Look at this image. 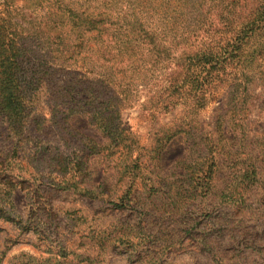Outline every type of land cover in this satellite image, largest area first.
<instances>
[{
  "label": "rangeland",
  "instance_id": "1",
  "mask_svg": "<svg viewBox=\"0 0 264 264\" xmlns=\"http://www.w3.org/2000/svg\"><path fill=\"white\" fill-rule=\"evenodd\" d=\"M51 3L106 19L110 51L128 38L137 69L69 75L109 79L118 116L101 121L86 106L55 125L43 82L28 118L3 124L0 264H264V23L251 24L264 0ZM225 50L243 62L220 80L196 69L195 57ZM243 160L255 179L232 178Z\"/></svg>",
  "mask_w": 264,
  "mask_h": 264
},
{
  "label": "trees",
  "instance_id": "2",
  "mask_svg": "<svg viewBox=\"0 0 264 264\" xmlns=\"http://www.w3.org/2000/svg\"><path fill=\"white\" fill-rule=\"evenodd\" d=\"M24 2L25 0H4L0 7V132L4 123H7L8 129H15L28 118L32 109L28 105L30 92L38 91L43 82L51 89L50 121L55 125L60 118L62 121L66 120L86 106H92L93 118H99L101 121L103 118L107 120L112 118L110 116H118L121 99L117 98L116 93H107L109 79L100 80L103 75H99V78H89L86 74H80L78 77L69 75L77 68L89 70L99 65L105 71L112 70L111 74L137 69L134 58H125L126 49L123 46L131 40L127 38L122 42L120 52L114 55L110 51L107 38H103L104 34H107L108 21L102 16H83L68 10L62 4L54 7L51 0H38L39 4L33 8H26ZM259 22L264 23V4L257 7L256 16L251 18V24ZM136 23L140 30L137 20ZM140 35L141 31L135 34L137 37ZM234 55L227 50L222 53L208 52L206 55L202 53L199 58L194 55L196 69L201 67L202 71H208L207 75L211 81L220 80L227 67L243 62L239 55ZM110 62H119L127 68L107 66ZM190 65L187 67L190 68ZM59 74L63 75L59 78ZM171 87L182 88L178 87L176 80ZM110 90L116 92L115 86ZM120 93L123 94V89ZM38 119L40 120L32 116L27 121L34 123ZM182 132L187 133L189 129ZM203 159L205 169L210 171L216 154H210ZM246 161L241 162V170H234L231 175L233 179H243L245 175H251L255 179L257 167ZM254 161L256 162V159ZM127 165L136 166L138 160H129ZM136 174H131L130 178H135ZM72 185L75 187V183ZM100 188L94 187L90 190L87 186L81 191L85 195L89 191L97 193V198L103 200L100 196L102 192L98 191ZM235 189L231 194H235Z\"/></svg>",
  "mask_w": 264,
  "mask_h": 264
}]
</instances>
